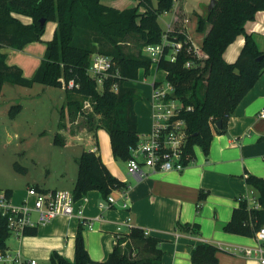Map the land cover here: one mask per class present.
Returning <instances> with one entry per match:
<instances>
[{
	"label": "trees",
	"instance_id": "16d2710c",
	"mask_svg": "<svg viewBox=\"0 0 264 264\" xmlns=\"http://www.w3.org/2000/svg\"><path fill=\"white\" fill-rule=\"evenodd\" d=\"M136 1L135 7L121 10L104 5L102 0H0V95L5 84L32 87L39 83L64 88L67 101L60 112L61 128L66 127L65 117H69L70 123H79L82 118L81 124L90 131L105 129L115 160L128 162L132 158L131 148L140 135L135 110L139 97L137 90L127 83L137 81L141 70L146 75L150 73L153 60L144 54L143 48L162 42L165 31L159 18L171 12L179 0H157L156 4L154 0ZM260 11L264 12V0H217L211 12L197 18V31L204 34L202 49L208 56L203 66L184 68L190 59L184 54L176 63L166 59L159 63V69L169 71L168 80L175 85L177 94L194 106L186 116L187 164L194 158L195 146L209 155L214 131L227 132L229 118L264 74V51L245 28L248 22L256 20ZM48 23H55V29L51 39L44 42ZM175 36L184 39V25L176 24L169 37ZM239 36L245 37V44L237 60L228 63L224 59L225 51ZM34 42H44L46 50L33 77L27 78L20 67L7 63L8 54L3 50L21 51ZM93 54L106 55L113 60L111 77L102 91L88 73ZM71 81L74 85L69 87ZM86 104L91 105V112L85 109ZM21 110V105L12 106L10 117L15 118ZM61 139L56 135L55 144L63 145ZM78 164V178L72 192L75 201L94 190L107 199L115 191L128 189V184L112 175L97 151H84ZM16 167L25 170L18 164ZM246 183L258 192L260 207L253 209L247 199H241L231 221L223 225V231L256 237L264 226V179L248 175ZM8 194L11 195V191ZM205 198L206 194H202L200 202ZM200 207L199 204L198 211ZM176 230L190 236L200 234L198 224L177 223ZM83 232L84 226L80 224L74 262L54 251L50 264L91 262ZM36 234V230L26 233ZM10 236L6 219L0 217V253L8 251ZM124 242L128 243L123 248ZM160 243V239L133 229L119 239L102 264H162L164 253ZM219 251L220 248L212 243L193 245L191 261L193 264H219Z\"/></svg>",
	"mask_w": 264,
	"mask_h": 264
},
{
	"label": "crops",
	"instance_id": "0c3cea01",
	"mask_svg": "<svg viewBox=\"0 0 264 264\" xmlns=\"http://www.w3.org/2000/svg\"><path fill=\"white\" fill-rule=\"evenodd\" d=\"M180 1L177 3L181 5ZM177 6L175 3L173 20L177 17ZM182 6L185 8L184 4ZM245 28L253 36L264 34V12H258L256 20L248 22ZM41 43H30L21 51L5 48L7 63L20 67L25 77H33L46 50V44ZM244 44L245 37L239 36L225 51L224 59L234 63ZM129 83L127 85L130 86ZM263 108L264 74L229 118L227 132L218 134L214 131L208 156L200 146H195L194 158L183 171L152 172L144 168V175L132 173L128 162L115 160L110 136L105 129L90 131L83 126L84 129L78 132L73 128L74 123L66 122L67 117L66 127L61 128L59 115L54 135L62 138L63 145L55 144V136L51 142L61 147L64 155L46 159L42 163L44 174L41 181H34L32 186L36 185L45 192L72 193L79 173V157L84 151H97L112 175L128 184V189L111 194L116 204L109 209L100 208L108 198L99 191H90L81 203L83 219L59 217L35 229L37 234L34 236L16 237L18 246L14 250L8 247V251L13 255L20 253L25 259H36L39 264L49 262L56 251L74 262L77 229L83 224L85 247L91 261L105 262L114 250L117 236L121 234L124 237L131 230L138 229L161 240L162 264H193L192 246L203 242L220 248L217 254L219 264H260L259 255L245 253L247 249L259 246L256 237L227 233L223 231V225L231 221L241 199H247L249 204L252 198L257 199L258 192L246 183V177L252 175L264 179V119L258 118ZM149 110L148 119L137 114L140 137L146 136L151 129L150 98ZM32 186L24 188L0 183V190L11 191L12 201L20 204ZM202 194H206V198L200 202ZM124 203L128 207H123ZM177 223L198 224L200 234L190 236L178 232ZM118 228H121L120 233ZM128 241L131 242L130 239ZM124 243L123 248L128 242ZM260 245L264 255V243Z\"/></svg>",
	"mask_w": 264,
	"mask_h": 264
},
{
	"label": "built area",
	"instance_id": "2783aa9c",
	"mask_svg": "<svg viewBox=\"0 0 264 264\" xmlns=\"http://www.w3.org/2000/svg\"><path fill=\"white\" fill-rule=\"evenodd\" d=\"M176 17L168 23L167 30L163 34V40L157 45H148L143 48L144 54L153 60V65L158 71L165 75L164 79H155L151 84L152 93L150 96L151 106V129L144 136L139 137L137 144L131 148L132 158L128 161L132 173L144 175V168L152 172L183 171L188 165L185 162L188 147V124L186 116L194 110V106L186 103L178 94L176 87L168 80L169 71L159 69V63L166 59L176 63L180 55L189 56L190 59L184 64L186 69H194L203 66L207 54L203 51L202 45L198 46L188 36L179 39L177 36L171 39L169 35L174 32L178 22ZM189 22V20H186ZM152 65V66H153ZM113 60L109 56L93 54L91 57L88 73L96 82L98 89L103 87L111 77ZM74 84L71 81L69 87ZM115 86L114 90L117 91ZM258 118L264 119V108L258 113ZM80 201H75L71 192L67 191H42L39 187H29L26 197L20 204H15L8 192L0 190V217L5 218L7 229L10 235L17 238L24 237L28 231L35 230L43 224L50 223L59 217L84 218L83 206ZM116 200L109 196L107 202L100 204L101 209H109ZM250 206L253 209L260 207L256 198L251 199ZM123 207H128L127 203ZM121 228H118L120 233ZM148 235V233H145ZM123 236L119 234L116 244ZM256 240L259 246L256 249H247V255H259L260 264H264L263 248L264 226L257 232ZM125 243H122L124 246ZM0 264H39L36 259H25L20 253L11 254L9 251L0 253ZM88 264H102L91 261Z\"/></svg>",
	"mask_w": 264,
	"mask_h": 264
},
{
	"label": "rangeland",
	"instance_id": "374dc122",
	"mask_svg": "<svg viewBox=\"0 0 264 264\" xmlns=\"http://www.w3.org/2000/svg\"><path fill=\"white\" fill-rule=\"evenodd\" d=\"M154 2L156 4L157 0ZM210 2L211 0H181V5L176 2V6L179 4L176 10L179 19L177 24L186 26L188 36L198 46L202 45L204 34L197 31V18L199 15L206 14ZM102 3L106 6L127 9L134 7L137 1L102 0ZM175 9L174 7L171 12L159 18L164 31L167 30L166 25L175 17ZM140 10L143 11L141 8ZM22 19L25 22L30 21L28 18ZM52 28H55V23H48L43 41L46 42L52 37ZM253 38L257 46L264 50V34L256 33ZM156 78L164 79L165 75L153 65L148 75L140 71L138 80L129 83L137 90L139 98L136 112L141 118H150L151 88L149 85ZM102 89L103 87H99V91ZM66 101L67 93L63 88L48 87L39 83H35L32 87L5 84L3 93L0 95V183L24 188L28 185L32 186L34 181H41V176L44 174L42 163L46 159L64 155L61 147L54 145L51 141L55 136L61 107L66 104ZM14 105H21L22 110L15 118H11L10 109ZM85 109L91 112V105L86 104ZM81 119L79 118V123L73 124V128L78 132L84 129L80 122ZM66 122L71 124L69 117ZM17 164L25 170H18ZM18 243L15 235H11L7 240V245L11 250H14ZM43 264H50V262Z\"/></svg>",
	"mask_w": 264,
	"mask_h": 264
},
{
	"label": "water",
	"instance_id": "95a60500",
	"mask_svg": "<svg viewBox=\"0 0 264 264\" xmlns=\"http://www.w3.org/2000/svg\"><path fill=\"white\" fill-rule=\"evenodd\" d=\"M217 4V0H211L209 6H208V12H211L215 5ZM42 24H45V21H42Z\"/></svg>",
	"mask_w": 264,
	"mask_h": 264
}]
</instances>
